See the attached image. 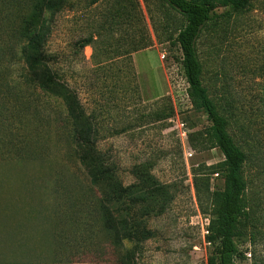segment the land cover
Segmentation results:
<instances>
[{
	"label": "rangeland",
	"instance_id": "obj_1",
	"mask_svg": "<svg viewBox=\"0 0 264 264\" xmlns=\"http://www.w3.org/2000/svg\"><path fill=\"white\" fill-rule=\"evenodd\" d=\"M139 1L154 45L132 55L138 95L123 99L117 93L112 99L106 84L97 139L123 185L137 186L131 201L124 192L113 206L122 223L119 248L110 244L109 233L105 238L100 234L93 210L97 189L57 137L65 109L40 94L32 100L38 109L32 116L36 123L43 121L42 127L10 136L0 119V262L209 264L213 246L206 235L213 194L224 189L222 173L213 172L224 157L196 134L210 122L189 100L179 48L156 39L150 9L164 33L166 25L170 31L183 27L184 19L171 13L165 22L158 1ZM106 9L107 0H67L47 44V51L58 57L57 69L78 89L89 112L98 109L90 91L93 48L84 47L77 58L71 46L98 32L99 15ZM218 13L222 18L203 30L197 44L202 81L247 156V214L236 239L237 264H264V0H252L247 10L221 7ZM169 102L174 115L157 120V112L170 111ZM27 139L31 146L19 158L9 144Z\"/></svg>",
	"mask_w": 264,
	"mask_h": 264
},
{
	"label": "trees",
	"instance_id": "obj_2",
	"mask_svg": "<svg viewBox=\"0 0 264 264\" xmlns=\"http://www.w3.org/2000/svg\"><path fill=\"white\" fill-rule=\"evenodd\" d=\"M156 1L165 14V22L171 21V13L180 15L185 21L178 30L170 31L171 25H166L167 33H164L150 9L156 39L162 44L179 48L189 100L196 110L207 115L210 122L209 127L196 134L201 136L204 146L219 149L224 157L213 172L222 173L224 189L213 194V210L206 235L213 252L208 263L237 264L240 251L236 239L242 218L247 214V182L243 170L247 156L229 133L228 119L221 114L203 85V67L197 44L203 30L222 18V14L218 13L219 8L243 11L251 7L252 0ZM66 3L67 0H0V119L4 120V132L6 129L10 136L24 129L34 130L44 123H36L32 116V111L38 110L32 102L33 98L43 94L61 103L66 116L58 124L57 137L74 152L91 185L97 189L99 197L94 195L96 202L93 210L98 217L99 232L104 238L109 233L110 244L118 249L122 223L115 216L117 208L113 206L117 205L124 192L131 201L136 195L137 186L132 184L125 187L117 167L108 164L101 154L97 143L102 134L99 121L107 83L112 99L117 93H121L123 99L139 94L132 55L151 48L154 39L139 0H107V9L99 15L98 32L94 31L71 46L77 58L84 47L93 48L91 73L95 83L90 85V91L94 94L93 102L98 109L89 112L78 89L57 69L58 57L47 51L56 16ZM15 65L21 71L14 68ZM114 103L119 104L120 99ZM169 105L168 113H156L157 120L170 119L174 115L170 102ZM39 134L43 136V132ZM192 137L190 134L189 139ZM9 145L19 158H25L21 152L31 146V141L27 139L20 145ZM1 146L5 150L3 142Z\"/></svg>",
	"mask_w": 264,
	"mask_h": 264
},
{
	"label": "crops",
	"instance_id": "obj_3",
	"mask_svg": "<svg viewBox=\"0 0 264 264\" xmlns=\"http://www.w3.org/2000/svg\"><path fill=\"white\" fill-rule=\"evenodd\" d=\"M0 264H62V263H53L45 261H16V262H0ZM67 264V263H63ZM70 264H86V263H70Z\"/></svg>",
	"mask_w": 264,
	"mask_h": 264
}]
</instances>
